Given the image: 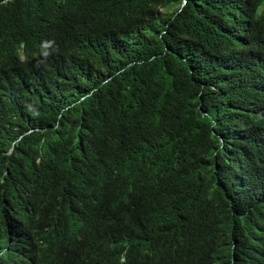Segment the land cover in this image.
Segmentation results:
<instances>
[{
  "label": "trees",
  "instance_id": "1",
  "mask_svg": "<svg viewBox=\"0 0 264 264\" xmlns=\"http://www.w3.org/2000/svg\"><path fill=\"white\" fill-rule=\"evenodd\" d=\"M1 248L264 264V0H0Z\"/></svg>",
  "mask_w": 264,
  "mask_h": 264
},
{
  "label": "clouds",
  "instance_id": "2",
  "mask_svg": "<svg viewBox=\"0 0 264 264\" xmlns=\"http://www.w3.org/2000/svg\"><path fill=\"white\" fill-rule=\"evenodd\" d=\"M22 59H23V57H22ZM2 252H3V248L0 249V254H2Z\"/></svg>",
  "mask_w": 264,
  "mask_h": 264
}]
</instances>
